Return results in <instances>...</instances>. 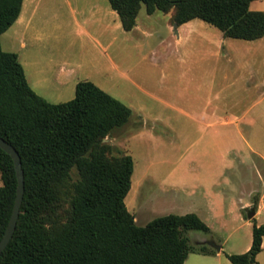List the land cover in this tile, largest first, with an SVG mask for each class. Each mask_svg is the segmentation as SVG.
<instances>
[{
    "label": "crops",
    "instance_id": "1",
    "mask_svg": "<svg viewBox=\"0 0 264 264\" xmlns=\"http://www.w3.org/2000/svg\"><path fill=\"white\" fill-rule=\"evenodd\" d=\"M52 1L42 4V0H23L18 18L0 38L5 37L11 48L16 44V49L8 52L17 54L28 84L48 102L72 98L76 84L88 80L130 108L132 114L127 123L104 140L133 159L129 191L137 156L141 154L148 162L136 171L131 211L125 202L136 223L137 217L146 214L153 203H161L153 204L154 208L164 206L161 198L166 195L177 202L155 217L189 212L200 217L192 206L198 197L183 194L182 198L181 190L187 184L168 181L180 166L192 172L209 162V170H221L222 152H218L214 142L196 146L204 136L201 133L194 138L195 130L204 135L211 131L209 139L215 140L218 126L234 125L236 137L247 149L246 167L263 179L264 101L252 100L232 115H223L222 106L228 97L234 108L242 102L238 95L224 96V91L247 94L255 88L264 90V71L261 75L254 61L255 56L260 59L264 53L252 49L253 43L264 36L251 41L228 38L199 18L178 24L172 22L171 12L148 13L145 8L143 14L140 8L135 25L126 31L108 0H62L68 15L58 25L54 44L46 20ZM253 3L257 6L254 11H264V0L251 1L249 9ZM78 42H83V51ZM263 66L264 61L258 68ZM165 132H178L179 140L167 139ZM234 150L229 149L228 154ZM255 157L262 165L255 162ZM231 165L238 170L245 163L236 157ZM254 192L247 193L253 203L241 199L239 209H249L255 203L252 216L256 222L264 209V191L257 195ZM143 194L146 199L141 197ZM197 244L206 245L213 252H191L183 264H232L218 241L205 239ZM263 250L264 236L259 253Z\"/></svg>",
    "mask_w": 264,
    "mask_h": 264
},
{
    "label": "trees",
    "instance_id": "2",
    "mask_svg": "<svg viewBox=\"0 0 264 264\" xmlns=\"http://www.w3.org/2000/svg\"><path fill=\"white\" fill-rule=\"evenodd\" d=\"M22 1L0 0V36L18 18ZM108 1L126 31L144 5L148 13L171 12L178 24L199 18L224 37L251 41L264 36V11L250 10L253 0ZM131 114L88 80L76 84L72 99L48 102L28 84L17 54L0 43V136L18 151L24 173L15 231L0 264H183L191 252H213L189 241L187 231L210 232L196 213H168L138 225L127 209L133 159L103 140ZM0 177L1 239L17 188L13 160L1 148ZM63 198L68 213L60 221L56 211ZM255 208L254 203L247 217L253 221L249 249L225 253L232 264H258L264 225L250 216Z\"/></svg>",
    "mask_w": 264,
    "mask_h": 264
},
{
    "label": "rangeland",
    "instance_id": "3",
    "mask_svg": "<svg viewBox=\"0 0 264 264\" xmlns=\"http://www.w3.org/2000/svg\"><path fill=\"white\" fill-rule=\"evenodd\" d=\"M48 0H42V4H45ZM41 4V3H40ZM52 7L47 12L46 20L48 22V31L50 33V38L52 43H56L55 36L56 30L58 28L59 23L63 19H67L68 11L63 3L62 0H54L52 1ZM257 7L256 3L251 5V8ZM260 7V6H259ZM144 5L141 6V14H143ZM5 37L0 38L1 47L4 51H9V49H16V44H14L13 48L10 45H7ZM80 46H82V51L85 46H83V42H78ZM59 45V43L57 44ZM65 45V43H64ZM63 45V46H64ZM255 46V47H254ZM253 51L262 52L264 53V39L253 43ZM256 58L255 61V69L260 70L262 75L264 71L263 68H258L259 63L264 61L263 58ZM232 73V71H231ZM257 73V72H256ZM231 95L236 96L242 101L239 106L235 108L232 107ZM245 95V96H244ZM224 96L228 97V100L224 101L222 106L223 115H232L235 110H241L242 106L252 100H261L264 101V90L261 88H255L253 91H249L243 94L241 91L232 92L231 90L224 91ZM74 97V96H73ZM72 97V98H73ZM72 98L64 97L62 102L68 101ZM245 108V106H244ZM243 108V109H244ZM181 125V124H180ZM260 126V124H256V127ZM264 126V124H263ZM217 136L215 140H210V132H203L195 130V134L193 135L194 138H197L201 133L203 139H198L196 146H201L203 143L207 144L208 142H214V146L217 147L218 152H222V159L223 164L220 170L219 169L215 172L209 170V162L202 165V169L199 168L197 171H184L183 167L180 166V169L175 171L171 176H169L168 181H177V182H185L187 186L183 188L182 191V198L185 195L188 196H195L198 197L199 201L195 200L192 203L195 209L199 211L200 218L206 223V225L210 229V233H205L199 230H190L187 231V236L189 241L192 245L199 247L197 244L198 241H204L208 239L209 241H218L222 244L223 250L225 253H232L238 254L246 252L248 249L243 251L247 245H251L252 241V229H253V221L249 220L247 217L249 216V209H239V201L244 199L246 201H251V198L247 195L248 192L251 190H256L254 195L257 193L264 191V177L260 179L257 171H253L252 169H248L246 167V160L248 158L246 146L242 143L240 139L236 137L234 125L232 124H222L218 126L216 129ZM214 131V130H213ZM212 131V132H213ZM256 131H260V129H256ZM245 133V130H244ZM178 132L173 134L166 133L165 137L167 139H171L174 141H178ZM104 142H109L108 140H103ZM216 143V144H215ZM264 143V142H263ZM213 146V144H212ZM261 151H264V144L261 145ZM229 149H235L234 152L229 153ZM114 154H117L116 150H113ZM227 153V154H226ZM236 157H239L243 160V164L245 163L244 167L238 170L232 169V160ZM251 157V156H249ZM136 170L133 175V185L131 190L129 191L125 202L128 204L129 210L131 211L134 207V204L131 206L130 204V196L134 188V181L136 174L138 172L139 167L146 166L148 162L144 161V156L140 154L136 158ZM255 162L260 166L262 165L259 159L255 157ZM186 162H184L185 164ZM183 164V165H184ZM208 169V170H206ZM137 171V172H136ZM73 178H76L75 170L72 171ZM164 175H162L163 177ZM161 176H158V179ZM2 184L1 177H0V185ZM145 191V189L143 190ZM188 193V194H187ZM184 194V196H183ZM146 199V196L141 195V197ZM66 197V195H65ZM140 197V198H141ZM186 197V196H185ZM163 205L159 208L153 207V204H161L160 202H155L150 207L149 211L146 214H143L141 217H137V224L144 225L147 221H150L156 215L163 213L164 211H168L170 205H173L174 199L169 195L161 198ZM156 200V199H154ZM153 200V202H154ZM205 200V201H204ZM250 203H253L252 201ZM150 204V203H149ZM68 200L63 198L61 199L60 203L57 205L58 209L56 211V216L59 218L60 221H65L68 213ZM136 206V205H135ZM151 206V205H150ZM252 216V213L250 214ZM257 225H264V209L261 213L257 216L256 222ZM206 246V245H205ZM207 247V246H206ZM208 248V247H207ZM224 258V257H222ZM224 260V259H223ZM256 261H260L264 264V250L262 252H258L255 256ZM258 263V262H257Z\"/></svg>",
    "mask_w": 264,
    "mask_h": 264
},
{
    "label": "water",
    "instance_id": "4",
    "mask_svg": "<svg viewBox=\"0 0 264 264\" xmlns=\"http://www.w3.org/2000/svg\"><path fill=\"white\" fill-rule=\"evenodd\" d=\"M176 26V24H174ZM0 148L4 150L13 160L15 174L17 178V188H16V196L12 208V212L6 226L5 232L0 239V255L8 245L11 240L13 233L15 231L19 210L22 202L23 192H24V173L22 168V162L18 151L15 147L6 141L4 138L0 136ZM210 245L215 246L216 249H219L218 245L209 242Z\"/></svg>",
    "mask_w": 264,
    "mask_h": 264
}]
</instances>
